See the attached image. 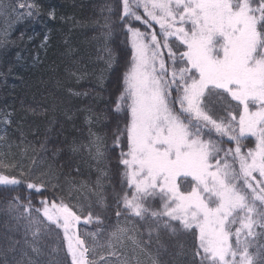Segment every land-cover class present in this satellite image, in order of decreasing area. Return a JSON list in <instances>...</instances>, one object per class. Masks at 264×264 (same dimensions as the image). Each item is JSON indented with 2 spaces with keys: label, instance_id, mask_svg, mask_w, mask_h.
I'll return each mask as SVG.
<instances>
[{
  "label": "snow or ice",
  "instance_id": "obj_1",
  "mask_svg": "<svg viewBox=\"0 0 264 264\" xmlns=\"http://www.w3.org/2000/svg\"><path fill=\"white\" fill-rule=\"evenodd\" d=\"M120 4L132 49L115 101L124 117L114 140L129 190L123 208L141 219L167 217L164 227L190 240L191 264H264V246L251 250L264 235L256 231L264 229V0ZM19 7L35 15L33 4ZM248 138L254 147L245 151ZM21 182L0 174V185ZM27 188L40 193L42 185ZM149 199L158 208L146 206ZM40 203L36 212L62 230L70 264H98L86 238L96 234L82 235L80 225L102 223L99 216L82 217L63 201ZM24 211L31 214V202Z\"/></svg>",
  "mask_w": 264,
  "mask_h": 264
},
{
  "label": "trees",
  "instance_id": "obj_2",
  "mask_svg": "<svg viewBox=\"0 0 264 264\" xmlns=\"http://www.w3.org/2000/svg\"><path fill=\"white\" fill-rule=\"evenodd\" d=\"M26 1L35 15L16 19L0 33V174L22 181L0 185V264H56L64 258L70 264L62 230L41 225L33 234L41 200L63 201L82 217L99 216L102 223L81 222L82 235L124 227L136 247L123 251L125 264H191L190 240L165 228L161 221L167 217L148 213L141 219L123 208L129 190L114 140L124 117L115 101L132 49L118 18L120 0ZM131 23L145 30L138 21ZM163 53L167 56L166 49ZM229 146L235 147L223 145ZM247 147H254V139L245 140ZM28 182L42 185L41 192L29 190ZM29 202L31 214L24 211ZM145 204L158 208L159 201ZM86 238L94 245L92 257L106 253L102 243ZM261 246L264 235L251 250ZM109 264L120 263L111 259Z\"/></svg>",
  "mask_w": 264,
  "mask_h": 264
},
{
  "label": "rangeland",
  "instance_id": "obj_3",
  "mask_svg": "<svg viewBox=\"0 0 264 264\" xmlns=\"http://www.w3.org/2000/svg\"><path fill=\"white\" fill-rule=\"evenodd\" d=\"M27 2L26 0H17L15 3H11L9 0H0V33L5 29V26H10L16 19L25 18L29 15L26 14V9H21L19 5L21 3ZM24 13L23 15L21 13ZM33 220H39L42 223L33 224V228H39V226H49L50 224L44 220L41 214L35 215ZM95 241L98 244H103L106 253H93V258L98 261V264H109L111 259H115L120 264H125L128 259V253L123 254L125 249L133 248L136 251L135 244H133L132 239L129 238L127 230L122 226H117L113 231H109L105 235L101 233H95ZM100 246V245H99ZM103 256L104 260L101 261L100 257Z\"/></svg>",
  "mask_w": 264,
  "mask_h": 264
}]
</instances>
